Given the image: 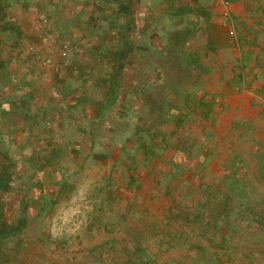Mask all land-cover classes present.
<instances>
[{"label":"rangeland","instance_id":"374dc122","mask_svg":"<svg viewBox=\"0 0 264 264\" xmlns=\"http://www.w3.org/2000/svg\"><path fill=\"white\" fill-rule=\"evenodd\" d=\"M90 5L75 22L95 40L86 51L58 37L60 19L27 27L43 56L68 44L65 60L99 59L84 82L102 93L106 127L90 126L102 142L68 145L84 150L77 172L69 160L66 172H12L0 264H264V0H163L141 72L128 67L139 54L127 1Z\"/></svg>","mask_w":264,"mask_h":264},{"label":"crops","instance_id":"0c3cea01","mask_svg":"<svg viewBox=\"0 0 264 264\" xmlns=\"http://www.w3.org/2000/svg\"><path fill=\"white\" fill-rule=\"evenodd\" d=\"M94 1L98 0H0V18L5 21L0 24V30L5 32L7 41H0V49L12 46L9 55L0 52V168L8 167L11 172H66L70 161L71 171L77 172L81 170L84 150L69 146L99 145L102 142V137H95L90 127H106V124L100 125L108 119L105 106L98 99L102 93H93L98 84L96 81L84 82L88 75L99 78L101 71L95 65L99 59L90 54L66 60L60 56H43L44 52L36 48L43 45L40 32L36 34L27 27L34 17L60 19L61 34L58 37L76 42L81 50L86 51L94 47L95 40L89 37L92 33L80 31L83 27L75 26V22L76 18L92 16L87 8ZM125 1L127 9L123 16L127 23L128 45L133 52L137 49L139 54L138 59L130 54L128 67L136 71L138 66L141 72L149 18L158 20L159 3L163 0ZM25 19L26 23L22 24ZM29 46L35 48L33 56L17 54L18 50ZM89 53L92 54V50ZM87 84L91 86L87 88ZM107 95L104 93L105 97ZM71 116L74 118L70 127L77 132L68 138V132L62 136L60 131H68ZM110 143L117 145L114 141ZM41 144L45 150L36 147ZM47 145L56 147L50 150ZM90 161L93 163L92 159ZM93 165L101 167L95 162Z\"/></svg>","mask_w":264,"mask_h":264},{"label":"trees","instance_id":"16d2710c","mask_svg":"<svg viewBox=\"0 0 264 264\" xmlns=\"http://www.w3.org/2000/svg\"><path fill=\"white\" fill-rule=\"evenodd\" d=\"M13 173L8 169V167L0 168V195L7 194L12 191V187L10 186L12 180ZM1 231L0 230V239H1Z\"/></svg>","mask_w":264,"mask_h":264},{"label":"built area","instance_id":"2783aa9c","mask_svg":"<svg viewBox=\"0 0 264 264\" xmlns=\"http://www.w3.org/2000/svg\"><path fill=\"white\" fill-rule=\"evenodd\" d=\"M225 4H226V3H225ZM224 14H226V13H224ZM228 35H229V36H232V32L229 31V32H228ZM67 50H68V46H67L66 44H63V45L61 46L60 50H59V56H60L61 58H64V57L66 56Z\"/></svg>","mask_w":264,"mask_h":264}]
</instances>
